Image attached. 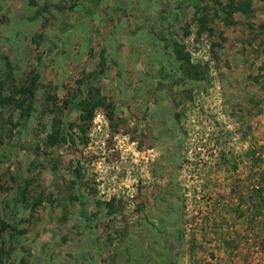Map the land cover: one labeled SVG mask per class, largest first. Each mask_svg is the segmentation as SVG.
Instances as JSON below:
<instances>
[{
    "label": "rangeland",
    "instance_id": "1",
    "mask_svg": "<svg viewBox=\"0 0 264 264\" xmlns=\"http://www.w3.org/2000/svg\"><path fill=\"white\" fill-rule=\"evenodd\" d=\"M0 264H264V0H0Z\"/></svg>",
    "mask_w": 264,
    "mask_h": 264
},
{
    "label": "trees",
    "instance_id": "2",
    "mask_svg": "<svg viewBox=\"0 0 264 264\" xmlns=\"http://www.w3.org/2000/svg\"><path fill=\"white\" fill-rule=\"evenodd\" d=\"M196 78H197V75H196ZM31 89H32V88H31ZM31 89L28 88V92L32 93V92H31V91H32ZM23 91H24V89H23ZM23 91H22V92H23ZM26 91H27V89L25 90V92H26ZM24 197H25V196H24Z\"/></svg>",
    "mask_w": 264,
    "mask_h": 264
}]
</instances>
